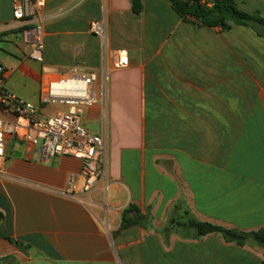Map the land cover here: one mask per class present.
Here are the masks:
<instances>
[{
  "label": "crops",
  "instance_id": "obj_1",
  "mask_svg": "<svg viewBox=\"0 0 264 264\" xmlns=\"http://www.w3.org/2000/svg\"><path fill=\"white\" fill-rule=\"evenodd\" d=\"M235 2L264 19V0ZM142 3L135 14L130 0H47L39 63L24 37L34 21L16 20L14 0H0L2 87L46 116L67 110L43 103L51 82L76 70L97 74L100 89L105 60L92 22L107 16L109 49L130 59L110 72L106 110L82 116L89 133L109 139L107 194L101 179L76 192L87 204L62 197L72 176L82 185V161L42 162L37 148L9 139L6 171L19 182L0 179V264H264L262 246L185 225L264 229V37L183 18L169 0Z\"/></svg>",
  "mask_w": 264,
  "mask_h": 264
},
{
  "label": "built area",
  "instance_id": "obj_2",
  "mask_svg": "<svg viewBox=\"0 0 264 264\" xmlns=\"http://www.w3.org/2000/svg\"><path fill=\"white\" fill-rule=\"evenodd\" d=\"M213 2L214 0H202L208 7H211ZM46 6L47 0H14L15 19L31 18L34 21V26L25 30L24 37L31 45L30 58L39 63L44 61ZM108 30L107 16L90 25V32L102 42L105 60L103 75L100 77V89L94 90V85L99 81L97 74H80L76 70L69 78L51 82L43 103L67 106L65 112L53 116H46L39 106L4 89L2 80L5 69L0 63V179L19 182L6 171V147L9 139H13L37 148L42 162H48L58 156L82 161V185L79 187L72 176L68 189L57 192L62 197L87 204L76 192L89 194L101 179L105 180L106 194L108 193L110 189L108 136L92 135L82 124V116L87 107L99 104L106 110L111 70L129 66L130 59L126 50L109 49ZM3 114L12 120L4 119ZM103 119L107 128V116Z\"/></svg>",
  "mask_w": 264,
  "mask_h": 264
},
{
  "label": "trees",
  "instance_id": "obj_3",
  "mask_svg": "<svg viewBox=\"0 0 264 264\" xmlns=\"http://www.w3.org/2000/svg\"><path fill=\"white\" fill-rule=\"evenodd\" d=\"M132 10L135 14H140L143 11L142 0H130ZM174 10L183 18L191 17L197 22L208 27H223L229 28L231 24L244 25L250 28L254 21L264 23V19L259 16L250 15L238 9L235 0H214L211 7L202 3V0H169ZM131 210H127L123 214L124 226L130 225L133 221L127 219V215ZM3 214L0 212V221ZM196 230L198 236H204L211 233L221 234L225 240L231 243H236L240 246L253 242L264 247V229L255 232H244L237 229H226L210 223L199 222L193 218L188 219L185 224Z\"/></svg>",
  "mask_w": 264,
  "mask_h": 264
},
{
  "label": "water",
  "instance_id": "obj_4",
  "mask_svg": "<svg viewBox=\"0 0 264 264\" xmlns=\"http://www.w3.org/2000/svg\"><path fill=\"white\" fill-rule=\"evenodd\" d=\"M252 27L261 35L264 37V23L260 21H254L252 23Z\"/></svg>",
  "mask_w": 264,
  "mask_h": 264
}]
</instances>
